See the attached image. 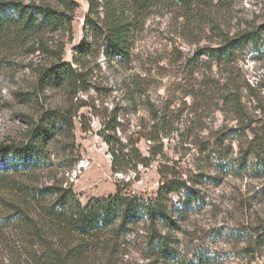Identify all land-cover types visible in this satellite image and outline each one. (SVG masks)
I'll return each mask as SVG.
<instances>
[{
	"label": "rangeland",
	"instance_id": "obj_1",
	"mask_svg": "<svg viewBox=\"0 0 264 264\" xmlns=\"http://www.w3.org/2000/svg\"><path fill=\"white\" fill-rule=\"evenodd\" d=\"M23 1L66 10L55 0ZM71 1V30L0 45V142L27 144L35 128L65 117L47 144L54 165L23 179L60 181L86 203L119 191L154 197L164 174L182 178L200 195L185 206L183 193L170 194L172 208L183 210L171 233L182 259L201 252L220 264H246L252 256L247 264H264V249L248 248L264 230V170L254 139L264 125V0H156L144 12L127 0L126 15L136 23L126 59L104 52L106 0H98L94 27L89 0ZM245 32L252 40L238 46L234 61L218 60L212 50ZM58 62L81 74L76 87L41 77L39 69ZM233 83L241 88L243 123L222 99ZM113 149L122 170L113 168ZM258 152L264 162V145ZM16 196L0 187V223L11 233L0 238V258L18 242L1 203ZM151 242V229L133 227L120 239L117 264H151Z\"/></svg>",
	"mask_w": 264,
	"mask_h": 264
},
{
	"label": "trees",
	"instance_id": "obj_2",
	"mask_svg": "<svg viewBox=\"0 0 264 264\" xmlns=\"http://www.w3.org/2000/svg\"><path fill=\"white\" fill-rule=\"evenodd\" d=\"M65 5L66 10H58L49 2H25L23 0H0V45H10L33 36L39 37L46 31L71 30L72 15L67 8L74 10L73 1L55 0ZM156 0H135L138 11L144 12ZM90 10L87 22L93 23L91 16L99 13L98 0H89ZM130 2L127 0H106L103 19V41L107 57L129 58L131 33L136 20L126 15ZM252 40L250 32L226 38L221 46L212 50L218 60L232 62L241 43ZM235 43V45H234ZM44 45V42H40ZM60 61V60H59ZM41 77H48L62 83L65 81L72 89L82 80L81 74L65 62L53 63L50 67L39 69ZM233 83L222 99L225 105L243 123L245 108L240 86ZM152 117L158 118L154 110ZM243 115V116H242ZM71 117L67 116V137L71 133ZM65 123L60 115L52 127L45 124L32 131L27 144H7L0 142V187L19 196L1 202L8 211V218L18 242L8 245L7 258H0V264H117L118 247L121 238L127 236L133 227L147 226L151 229V247L154 259L151 264H220L218 256L208 253H195L186 261L172 245L171 233L179 229V217L183 210L172 208L170 194L183 193L181 203L190 206L200 199L199 193L182 178L162 176L157 194L146 198L141 195H124L122 192L104 198H92L83 203L73 192L71 186L60 181L39 186L33 181L23 179L54 165L47 156V144L57 134L58 124ZM164 122V120H163ZM162 125V129L163 124ZM260 132L261 136L260 137ZM166 134L168 132H165ZM151 136L156 139L158 132ZM254 139L259 141L256 153L264 170V162L258 152L264 145V125L261 131H254ZM113 168L122 170V161L112 150ZM118 171V170H116ZM6 224L5 222H3ZM165 230V233L163 231ZM4 225L0 223V238L10 240ZM11 243V242H10ZM252 244V245H251ZM249 244L251 253L264 249V230L256 234L255 246ZM247 248V249H248ZM4 251V250H3ZM253 260L249 257L247 263ZM246 263V264H247Z\"/></svg>",
	"mask_w": 264,
	"mask_h": 264
}]
</instances>
